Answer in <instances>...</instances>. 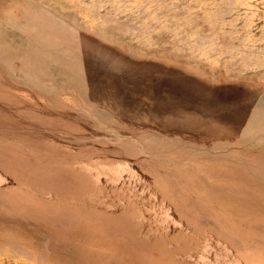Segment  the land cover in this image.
Segmentation results:
<instances>
[{"label": "rangeland", "instance_id": "rangeland-1", "mask_svg": "<svg viewBox=\"0 0 264 264\" xmlns=\"http://www.w3.org/2000/svg\"><path fill=\"white\" fill-rule=\"evenodd\" d=\"M241 54L253 64L242 72ZM7 143L102 167L139 189L160 175L183 186L193 177L261 208L264 0H0V148ZM212 194H177L162 207L186 204L198 216ZM0 264L127 263L0 210Z\"/></svg>", "mask_w": 264, "mask_h": 264}, {"label": "bare ground", "instance_id": "bare-ground-1", "mask_svg": "<svg viewBox=\"0 0 264 264\" xmlns=\"http://www.w3.org/2000/svg\"><path fill=\"white\" fill-rule=\"evenodd\" d=\"M239 56L241 72L253 65H246L251 62L248 55ZM35 151L43 152L15 143L0 148V167L7 177L0 186L3 212L30 215L127 264H264V206L222 199L214 187L193 177L182 180L183 186L160 175L153 179L158 192L150 182L139 189L134 181L121 180L102 167L56 160L52 153L37 159ZM210 190L214 194L208 195L203 215H193L186 204L182 211L162 207V200L175 204L177 194L194 201L198 193Z\"/></svg>", "mask_w": 264, "mask_h": 264}, {"label": "crops", "instance_id": "crops-1", "mask_svg": "<svg viewBox=\"0 0 264 264\" xmlns=\"http://www.w3.org/2000/svg\"><path fill=\"white\" fill-rule=\"evenodd\" d=\"M197 85V88H201L200 87V84H198V83H196ZM206 87V86H205ZM188 87H186V89H187ZM202 88H204V87H202ZM197 91H195L194 92V95L197 97L199 94H198V92H201V90L200 89H196ZM208 91V90H207ZM207 91H205V92H207ZM215 94H217V95H221L218 91H214V94H213V96L215 95ZM208 96H210V92H209V94H207ZM241 95V91L239 92V95H238V91L236 90L234 93H228L227 95H225V99H227V101L230 103V104H235L236 103V100H237V98L239 97ZM212 96V97H213ZM206 97V96H205ZM232 107V106H231Z\"/></svg>", "mask_w": 264, "mask_h": 264}]
</instances>
